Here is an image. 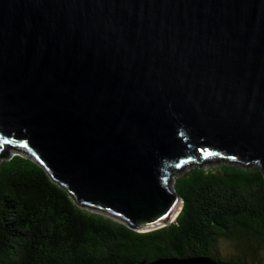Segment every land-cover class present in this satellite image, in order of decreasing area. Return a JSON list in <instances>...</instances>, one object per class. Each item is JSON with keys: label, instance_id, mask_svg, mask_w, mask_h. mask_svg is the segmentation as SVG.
<instances>
[{"label": "water", "instance_id": "1", "mask_svg": "<svg viewBox=\"0 0 264 264\" xmlns=\"http://www.w3.org/2000/svg\"><path fill=\"white\" fill-rule=\"evenodd\" d=\"M11 148L139 231L177 219L171 183L189 164L264 173V0H0V155Z\"/></svg>", "mask_w": 264, "mask_h": 264}, {"label": "trees", "instance_id": "2", "mask_svg": "<svg viewBox=\"0 0 264 264\" xmlns=\"http://www.w3.org/2000/svg\"><path fill=\"white\" fill-rule=\"evenodd\" d=\"M16 150L0 155V264H142L194 256L249 264V255L264 257V173L257 163L187 165L173 184L184 200L177 219L139 231L83 208L43 163ZM222 240L237 252H224Z\"/></svg>", "mask_w": 264, "mask_h": 264}, {"label": "rangeland", "instance_id": "3", "mask_svg": "<svg viewBox=\"0 0 264 264\" xmlns=\"http://www.w3.org/2000/svg\"><path fill=\"white\" fill-rule=\"evenodd\" d=\"M16 153L17 152H13L12 155H15ZM213 165L215 166V164H207V166H213ZM186 168H188V167H185L184 169H186ZM184 169H182V170H184ZM178 174H179V172L172 179V183H171V187L172 188H173V184H174V181H175V177L178 176ZM221 246H222L224 252H226V253H230V252L231 253H235V252H237V248L236 247L234 248V244L231 241L222 240ZM248 261H249V264H259L258 263L259 261L264 264V257L260 256V253L258 255V259H257V257H254L253 258L252 256L249 255L248 256Z\"/></svg>", "mask_w": 264, "mask_h": 264}]
</instances>
